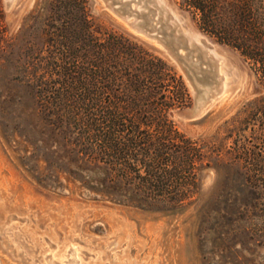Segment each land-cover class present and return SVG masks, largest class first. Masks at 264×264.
<instances>
[{"label":"trees","instance_id":"trees-1","mask_svg":"<svg viewBox=\"0 0 264 264\" xmlns=\"http://www.w3.org/2000/svg\"><path fill=\"white\" fill-rule=\"evenodd\" d=\"M180 2L204 32L250 61L264 88V0ZM100 33L85 15L81 50L24 59L0 0V130L30 178L53 192L79 184L115 204L163 211L193 202L204 170L223 169L264 201V96L244 110L241 130L232 123L212 140H192L168 114L188 96L182 79L165 64L181 100L169 99V84L162 99V64L131 53L123 36ZM234 132L224 143L222 134ZM260 212L264 220V203Z\"/></svg>","mask_w":264,"mask_h":264},{"label":"rangeland","instance_id":"rangeland-1","mask_svg":"<svg viewBox=\"0 0 264 264\" xmlns=\"http://www.w3.org/2000/svg\"><path fill=\"white\" fill-rule=\"evenodd\" d=\"M125 1L1 0V6L8 37H19L24 59L73 47L81 50L86 15L102 39L123 36V45L131 53L139 54L140 49L150 59L156 58L155 68L162 64V99L169 84V99L181 100L173 80L164 76L165 64L182 79L188 96L168 113L181 133L195 141H209L232 123L233 130H241L244 110L264 96L250 61L204 32L199 17L180 0L149 5L155 14L149 22L129 11L138 0L130 1V6ZM158 6L168 14L162 28L154 13ZM135 20L137 25H132ZM172 20L203 48L214 64L212 75L168 55L171 46L165 40L170 35L163 30ZM203 37L214 50L201 45ZM180 52L185 54L182 45ZM132 63L134 68L140 67ZM207 65L202 68L209 72ZM221 88L200 117L177 116L194 108L209 91L216 93ZM201 89L204 91H198ZM227 134L222 138L230 145L236 133L232 139ZM232 175L223 169L204 170L199 194L180 209L124 206L80 190L79 184L56 192L41 188L20 165L19 155L9 148L0 130V264H264L260 212L264 201L242 191Z\"/></svg>","mask_w":264,"mask_h":264},{"label":"water","instance_id":"water-1","mask_svg":"<svg viewBox=\"0 0 264 264\" xmlns=\"http://www.w3.org/2000/svg\"><path fill=\"white\" fill-rule=\"evenodd\" d=\"M130 1H133V0H126L124 3L127 6H130ZM140 3H141V5H139ZM149 5H151L153 7L157 6L158 0H138V3H135L134 8H132L131 6L129 7V11H131L132 13L133 12L137 13L139 15V17H141L143 19L144 22H149L152 19V17L155 15V14H151V7ZM138 6H140V8H138ZM155 10H156V12H154V13H156L158 15V21L161 22L160 28H162V26L164 25V24L162 25V23H163L164 19H166V18L168 19V16H166L168 14H165L163 8H160L159 6ZM120 14L124 15L126 18H129L128 16L125 15L126 12L124 10H121ZM162 14H163V16H162ZM136 21L137 20L132 22V25H137ZM156 25L154 24L153 27H156ZM144 32L146 34H149V35L151 34V31L148 29H146V31L144 30ZM163 32L168 33L170 35V38L165 40V42L167 44H170V46H171V48L168 49V55L169 56H171L172 58H174L178 62H188L190 65L185 63L186 67L191 66L192 68L199 69V71H201L202 73L205 72L208 75H212L211 71H212L214 64L212 62H210V60L207 59L206 54H205V52H203V48H201L200 45L194 43V41L191 40L188 35L184 34L183 32H181V30H179L178 25L176 24L175 20H172L171 22L168 21V27L166 29H164ZM204 39H205V37H203L200 40L202 43L201 45H205L208 49L214 50V48H212L213 46H209L208 44H206ZM181 45L183 46V52H185V54H182L180 52V46ZM185 48H188L189 51L186 52ZM198 49L200 51L198 53H194ZM195 57L197 58L196 60H195ZM204 63H208L206 69H210L209 72H206L207 70L202 68V65ZM198 91H204V90L201 89ZM221 92H222V88L219 89V91H217L216 93H211L209 91L207 93V96H203L198 101V103L195 105L194 108H192L190 110L180 111L177 113V116H179L182 119H195V118L200 117L201 115H203L204 112H206L207 108L209 107V104L212 103L213 99L216 96L220 95Z\"/></svg>","mask_w":264,"mask_h":264},{"label":"bare ground","instance_id":"bare-ground-1","mask_svg":"<svg viewBox=\"0 0 264 264\" xmlns=\"http://www.w3.org/2000/svg\"><path fill=\"white\" fill-rule=\"evenodd\" d=\"M161 1H162V3H163L164 0H161ZM159 2H160V1H159ZM164 3H165V2H164ZM173 12H174V10H173ZM192 34H193V32H192ZM193 36H195V35L193 34ZM193 36H192V37H193ZM197 36H198V35H197ZM215 50H216V49H215ZM223 89H224V87H223Z\"/></svg>","mask_w":264,"mask_h":264}]
</instances>
